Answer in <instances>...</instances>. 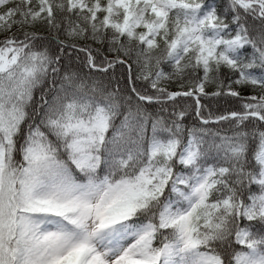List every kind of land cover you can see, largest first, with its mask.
Segmentation results:
<instances>
[{
    "label": "snow or ice",
    "instance_id": "1",
    "mask_svg": "<svg viewBox=\"0 0 264 264\" xmlns=\"http://www.w3.org/2000/svg\"><path fill=\"white\" fill-rule=\"evenodd\" d=\"M0 264H264V0H0Z\"/></svg>",
    "mask_w": 264,
    "mask_h": 264
}]
</instances>
